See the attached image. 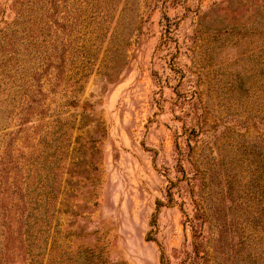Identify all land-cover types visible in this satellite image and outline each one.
<instances>
[{"label":"rangeland","instance_id":"374dc122","mask_svg":"<svg viewBox=\"0 0 264 264\" xmlns=\"http://www.w3.org/2000/svg\"><path fill=\"white\" fill-rule=\"evenodd\" d=\"M6 249L264 264V0H0Z\"/></svg>","mask_w":264,"mask_h":264},{"label":"trees","instance_id":"16d2710c","mask_svg":"<svg viewBox=\"0 0 264 264\" xmlns=\"http://www.w3.org/2000/svg\"><path fill=\"white\" fill-rule=\"evenodd\" d=\"M37 80H38V78H37ZM21 194H22V192H21ZM21 199H23V197ZM21 225H22V222H21ZM7 228H8L7 230H10L11 227L7 226ZM20 233H21V230L19 229V237H18L19 240H21ZM6 236H8V239L6 237V239H4L3 241L6 242V247H7V249H9L10 247L7 246V244H8V242H10V243L12 242V238H11V234L6 235ZM7 249H6V251L0 253V264H5V263L10 264L11 254L8 252Z\"/></svg>","mask_w":264,"mask_h":264}]
</instances>
